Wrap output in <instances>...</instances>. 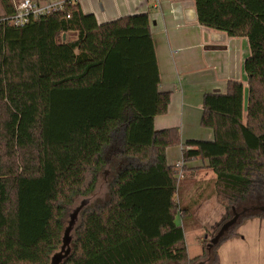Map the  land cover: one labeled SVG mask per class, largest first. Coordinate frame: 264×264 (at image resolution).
Instances as JSON below:
<instances>
[{"label": "trees", "instance_id": "1", "mask_svg": "<svg viewBox=\"0 0 264 264\" xmlns=\"http://www.w3.org/2000/svg\"><path fill=\"white\" fill-rule=\"evenodd\" d=\"M1 1L13 14L12 0ZM62 1L24 26L0 23V264H48L62 244L66 205L93 193L108 165V200L82 210L62 264L196 261L178 223L191 207L178 204V171L167 161L180 132L154 128L170 92L159 89L149 13L99 23L76 0ZM194 1L201 25L245 36L250 47L247 104L238 80L206 93L201 123L214 139L183 150L184 161L207 159L216 175L227 213L211 237L233 208L247 209L222 241L243 219L264 218L253 209L264 206V0ZM210 240L202 259L215 264Z\"/></svg>", "mask_w": 264, "mask_h": 264}, {"label": "crops", "instance_id": "2", "mask_svg": "<svg viewBox=\"0 0 264 264\" xmlns=\"http://www.w3.org/2000/svg\"><path fill=\"white\" fill-rule=\"evenodd\" d=\"M19 1L12 0V3L16 6ZM35 1L46 4L60 0ZM76 1L84 13L94 14L99 23L139 12L149 13L161 77L159 89L170 92L168 112L155 117L154 128L157 131L179 129L180 144L167 148V161L174 169L177 161H184L187 141L214 139L213 130L201 123L206 93H225L228 82L238 80L244 85V102L247 104L248 83L243 70L244 61L250 54L247 37L229 36L225 31L201 25L194 0H160L159 3L153 0ZM5 15L0 0V17ZM184 166L186 168L179 177V183L182 176L189 177L187 187L184 182V199L180 196V186L175 197H181L185 203L189 200L194 210L199 206L208 207L216 198V175L208 160L184 161Z\"/></svg>", "mask_w": 264, "mask_h": 264}, {"label": "rangeland", "instance_id": "3", "mask_svg": "<svg viewBox=\"0 0 264 264\" xmlns=\"http://www.w3.org/2000/svg\"><path fill=\"white\" fill-rule=\"evenodd\" d=\"M246 92L248 100V87L246 88ZM104 171L105 172L102 173L96 184L94 192L87 196L91 199L89 205H98L108 200L110 185L114 178L112 166L108 165ZM188 178L189 177L186 178L185 176L180 178V196L183 199L185 195L184 182H186L187 187ZM181 197H175L178 204L182 207L190 206L192 209L190 219L182 221L189 257L192 260H196L189 264H197L201 261H206L208 263L210 256L209 258H206V260L202 259L206 243L202 241L212 238L211 236L215 233V229H217L218 225L221 223L220 221L223 217L225 218L227 210L218 203L216 198L211 200L208 207L199 206L198 209L194 210L192 207L193 204L189 203V200L185 203ZM83 198L86 197L75 196L73 202L66 205L67 218L65 225L69 219V213ZM179 220L181 221V218H179ZM80 222L81 214L72 232L73 242L76 239V230ZM231 232L233 233L231 236L223 239L213 250L212 248L210 249L212 250V254L215 252V264H264V218L253 217L243 219L232 229Z\"/></svg>", "mask_w": 264, "mask_h": 264}, {"label": "water", "instance_id": "4", "mask_svg": "<svg viewBox=\"0 0 264 264\" xmlns=\"http://www.w3.org/2000/svg\"><path fill=\"white\" fill-rule=\"evenodd\" d=\"M91 199L89 197L83 198L80 202L73 208V210L69 213V219L67 220V224L65 225L63 235H62V244L59 250L55 251L48 264H62L72 253V242L73 235L72 232L79 220V216L82 210L90 204ZM253 209L264 210V206L253 207ZM247 209H244L242 212H238L235 208H233V216L224 221L219 227L217 233L211 238L208 248L209 250L213 248V246L217 245L221 239L225 236V234L233 227L239 220L240 215L245 213ZM206 261L198 262L197 264H205Z\"/></svg>", "mask_w": 264, "mask_h": 264}, {"label": "built area", "instance_id": "5", "mask_svg": "<svg viewBox=\"0 0 264 264\" xmlns=\"http://www.w3.org/2000/svg\"><path fill=\"white\" fill-rule=\"evenodd\" d=\"M155 3H159L160 0H153ZM64 1L60 0L54 3L40 4L35 0H20L16 6L13 14L0 17L1 22H8L14 26H24L32 18H37L42 14L50 13L54 10L63 9ZM178 171L177 177L179 178L183 173L184 161L179 160L175 164Z\"/></svg>", "mask_w": 264, "mask_h": 264}, {"label": "flooded vegetation", "instance_id": "6", "mask_svg": "<svg viewBox=\"0 0 264 264\" xmlns=\"http://www.w3.org/2000/svg\"><path fill=\"white\" fill-rule=\"evenodd\" d=\"M256 208V207H255Z\"/></svg>", "mask_w": 264, "mask_h": 264}]
</instances>
